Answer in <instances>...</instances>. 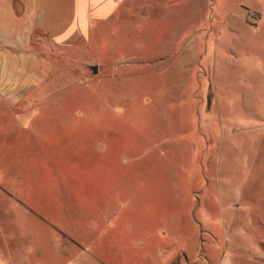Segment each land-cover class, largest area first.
<instances>
[{"label":"rangeland","instance_id":"374dc122","mask_svg":"<svg viewBox=\"0 0 264 264\" xmlns=\"http://www.w3.org/2000/svg\"><path fill=\"white\" fill-rule=\"evenodd\" d=\"M100 29L0 103V264H56L38 235L88 217L264 264V0H133Z\"/></svg>","mask_w":264,"mask_h":264},{"label":"crops","instance_id":"0c3cea01","mask_svg":"<svg viewBox=\"0 0 264 264\" xmlns=\"http://www.w3.org/2000/svg\"><path fill=\"white\" fill-rule=\"evenodd\" d=\"M132 1L0 0V103L13 109L33 100L54 71L46 54L48 47L69 51L89 44L101 32V26L110 23L122 7L130 8ZM93 219L88 217L84 226L66 225L65 238L50 231L38 235L51 242L48 250L40 245L36 248L41 261L51 258L56 264H175L173 260L180 253L192 257L193 249L182 245L177 238L180 234L171 230L156 244L143 237L146 229L114 232L107 226L100 230L105 223ZM74 240L80 248H73ZM185 261L176 264H205L202 260ZM3 263L17 264L14 257ZM217 264L230 262L224 259Z\"/></svg>","mask_w":264,"mask_h":264},{"label":"water","instance_id":"95a60500","mask_svg":"<svg viewBox=\"0 0 264 264\" xmlns=\"http://www.w3.org/2000/svg\"><path fill=\"white\" fill-rule=\"evenodd\" d=\"M91 68H92L94 74L98 73V68L97 67H91Z\"/></svg>","mask_w":264,"mask_h":264}]
</instances>
